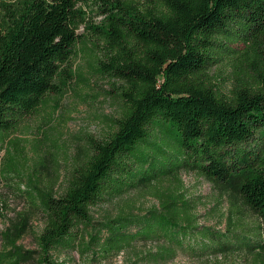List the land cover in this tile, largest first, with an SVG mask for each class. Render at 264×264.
<instances>
[{"label":"trees","instance_id":"16d2710c","mask_svg":"<svg viewBox=\"0 0 264 264\" xmlns=\"http://www.w3.org/2000/svg\"><path fill=\"white\" fill-rule=\"evenodd\" d=\"M90 6L102 16L98 24L89 21ZM87 36L101 45L104 73L121 83L120 115L108 136L90 140L58 194L38 190V250L19 246L30 229V216H21L0 232V264H62L59 256L74 252L108 264L136 244L156 246L139 259L151 264L244 246L264 254V245H252L264 242V0H3L0 153ZM185 170L253 212L262 223L257 232L199 225L181 195L160 194L158 209L94 222V208Z\"/></svg>","mask_w":264,"mask_h":264},{"label":"rangeland","instance_id":"374dc122","mask_svg":"<svg viewBox=\"0 0 264 264\" xmlns=\"http://www.w3.org/2000/svg\"><path fill=\"white\" fill-rule=\"evenodd\" d=\"M87 10L92 24L102 20L96 7L90 6ZM83 32L82 29L80 34ZM81 41L83 43L75 49L53 92L5 137L0 153V232H6L21 216L29 215L30 229L19 242V246L27 251L38 250L36 236L43 229V214L35 197L38 190L54 187L58 194L74 164L89 154L90 140L108 136L120 115L116 93L120 91L121 83L102 70L101 45L96 48L88 36ZM160 194L166 195V199L181 195L192 201L193 214L198 216L199 225L224 230L225 224L221 222H225L226 232L229 228L230 234L252 236L262 224L250 210L242 206L234 208L230 198L224 197L200 173L188 170L154 188H142L113 203L94 208V222L116 216L121 211L138 215L152 208L158 209L161 207ZM236 208L241 211L239 216L235 215ZM229 218L231 222L238 218L236 224L229 226ZM257 242L253 240L252 245H264L262 241ZM2 249L0 240V252ZM155 251L154 244H136L108 264H151L139 259ZM260 252L258 247L249 251L244 246L237 253L222 257L191 260L178 256L166 264H264V254ZM58 259L62 264H97L77 252L62 254Z\"/></svg>","mask_w":264,"mask_h":264}]
</instances>
